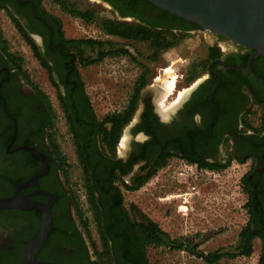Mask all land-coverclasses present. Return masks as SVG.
<instances>
[{
  "label": "flooded vegetation",
  "instance_id": "af4514ba",
  "mask_svg": "<svg viewBox=\"0 0 264 264\" xmlns=\"http://www.w3.org/2000/svg\"><path fill=\"white\" fill-rule=\"evenodd\" d=\"M100 2L113 12L100 19L95 37L84 27L79 33L72 22L89 25L94 15L67 11L63 0H0V198L20 191L35 202H51L53 229L36 258L57 264H151L150 249L200 255L191 239L172 238L137 205L126 203V195L170 163L219 172L237 161L245 170L244 231L257 243L264 264V57L252 59L253 50L216 36V45L191 61L186 75H175L168 95L157 84L161 80L146 84L160 79L146 67L126 107L100 120L84 73L112 52L128 56L116 45L136 41L122 36L128 22L157 35L166 32L161 35L167 43L205 31L145 0ZM152 49L146 58L156 57ZM178 79L184 81L182 90ZM134 100L137 107L128 120ZM42 222L38 208L1 210L0 264H26L27 246ZM159 231L169 238L160 242ZM173 242L185 243L184 249Z\"/></svg>",
  "mask_w": 264,
  "mask_h": 264
},
{
  "label": "rangeland",
  "instance_id": "374dc122",
  "mask_svg": "<svg viewBox=\"0 0 264 264\" xmlns=\"http://www.w3.org/2000/svg\"><path fill=\"white\" fill-rule=\"evenodd\" d=\"M63 1L69 6V11L90 12L94 15L95 20L89 25L75 19L72 22L79 33L85 32L84 27L95 37L100 36V19L113 12L100 0ZM127 25L138 24L128 22ZM216 43V35L208 31L175 36L168 48L161 49L159 55L148 59L146 56L153 51L151 42H118L117 48L125 47L120 51H126L129 57L121 55L119 51L112 52L115 53L113 56L95 64L84 73L86 91L97 117L102 120L126 107L139 86L137 76L146 67L155 74L153 76L160 78L147 79L146 84H156L161 80L157 84L164 88L166 94L165 83L177 81L175 75H186L189 63L202 59L207 49ZM222 46L226 47L224 43ZM170 76L172 79H169ZM178 81V90H182L184 81ZM39 83L42 84L43 79ZM170 100L169 98L167 101ZM244 172L241 163L237 161L222 167L219 172L201 171L186 162L170 163L160 169L144 187L126 195V203L137 205L172 238L191 239V244L199 247V253L218 251L222 255L219 264H259L257 243L253 244L251 256L243 255L240 247L241 234L248 222L247 197L242 180ZM181 207L186 211L180 210ZM149 257L151 264H206L196 253L172 251L168 248L159 251L150 249Z\"/></svg>",
  "mask_w": 264,
  "mask_h": 264
},
{
  "label": "water",
  "instance_id": "95a60500",
  "mask_svg": "<svg viewBox=\"0 0 264 264\" xmlns=\"http://www.w3.org/2000/svg\"><path fill=\"white\" fill-rule=\"evenodd\" d=\"M233 44L254 51L252 59L264 57V0H145ZM250 69V66H248ZM29 184V183H28ZM27 184V185H28ZM26 186V185H24ZM51 202L44 205L23 196L0 198V211L38 208L43 222L26 250V264H57L40 261L37 253L45 246L53 229Z\"/></svg>",
  "mask_w": 264,
  "mask_h": 264
},
{
  "label": "trees",
  "instance_id": "16d2710c",
  "mask_svg": "<svg viewBox=\"0 0 264 264\" xmlns=\"http://www.w3.org/2000/svg\"><path fill=\"white\" fill-rule=\"evenodd\" d=\"M63 4H64V9L65 10H68L67 8H69L67 6V4H65V2L63 1ZM69 11V10H68ZM70 12H75V11H70ZM79 13V12H78ZM79 16H83L82 13H79ZM112 28H120L122 26H117L115 24L111 25ZM135 27H138L140 30H136ZM123 37L127 38V39H134L136 41H149L151 42V46L154 48V49H157V52H159L161 49H166L170 46V42H166L165 39L162 37L161 33H159L157 35V33L153 30H151L149 27L147 26H143V25H139V26H127V33L126 34H123L122 35ZM151 39H154V41H150ZM144 86V85H143ZM136 98V97H135ZM89 106H90V103H89ZM137 105H136V100H134L133 102V105L131 107V110L128 114V120H130V118L132 117V112L136 109ZM114 117V116H113ZM117 122L119 124H122L120 123V119L122 118L121 115H117ZM115 117V119H116ZM150 178V177H149ZM148 178V179H149ZM146 179V180H148ZM146 181L143 182V184L145 183ZM138 189V188H137ZM152 234V233H151ZM159 235H160V242H163V238L162 237H168V235L166 233H163L161 231H159ZM169 238V237H168ZM177 242V241H176ZM176 242H173L174 244L176 245H179L178 249L180 250H183V246L185 245V243H181L179 242V244H177ZM240 247H241V250H242V254L245 255V256H251L252 253H253V242H252V238L251 236L249 235V233L247 231H243V233L241 234V239H240ZM217 256L214 257L213 255H209L207 257H203L202 254H200L199 256L204 258V260L208 261L209 263H212V262H215L217 260H221L222 258V255L217 252Z\"/></svg>",
  "mask_w": 264,
  "mask_h": 264
},
{
  "label": "bare ground",
  "instance_id": "6f19581e",
  "mask_svg": "<svg viewBox=\"0 0 264 264\" xmlns=\"http://www.w3.org/2000/svg\"><path fill=\"white\" fill-rule=\"evenodd\" d=\"M164 86H165V88L167 89V91H166V95H168V94L173 90V88H174V86H175V81H174V80H172V81H168V82L165 83ZM164 98H165V95H164ZM175 197H177V196H175ZM178 197H179V196H178ZM180 210H182V211H186V209H185L184 207H181Z\"/></svg>",
  "mask_w": 264,
  "mask_h": 264
}]
</instances>
